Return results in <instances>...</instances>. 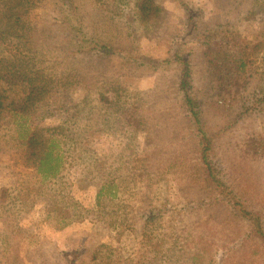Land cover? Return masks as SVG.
<instances>
[{
	"label": "rangeland",
	"instance_id": "rangeland-1",
	"mask_svg": "<svg viewBox=\"0 0 264 264\" xmlns=\"http://www.w3.org/2000/svg\"><path fill=\"white\" fill-rule=\"evenodd\" d=\"M137 1L31 12L35 69L57 80L29 125L65 135L63 165L44 181L0 128V264H264L234 200L264 227V0H153L151 20Z\"/></svg>",
	"mask_w": 264,
	"mask_h": 264
},
{
	"label": "trees",
	"instance_id": "trees-1",
	"mask_svg": "<svg viewBox=\"0 0 264 264\" xmlns=\"http://www.w3.org/2000/svg\"><path fill=\"white\" fill-rule=\"evenodd\" d=\"M4 1H6V11L2 17L3 30L0 36L3 38L6 49L10 51L13 46L16 51L13 53L11 50L9 57L0 60V128L5 126L12 132L15 148L22 150L23 157L37 176L44 181L56 179L62 170L63 156L60 148L61 140L65 135L54 133L52 136L44 137L39 131L32 130L29 125L32 117L47 118L52 115L50 108H47V102L51 87L57 80L35 69L36 54L33 44L36 27L30 19V14L39 7L42 0ZM136 7L139 10L138 16H141L142 20H151L159 10L153 0H138ZM84 41L88 43L85 38ZM103 49L104 47L101 48ZM187 87L188 83L183 77L181 89L185 93V100L194 122L200 129V118ZM202 141L201 155L207 176L218 187H223L224 183L217 178L216 170L209 157L212 150V138L205 133ZM100 194L101 191L99 196ZM228 195L233 199L232 192ZM234 200L239 216L253 223L254 235L264 243V227L261 218L247 211L235 197Z\"/></svg>",
	"mask_w": 264,
	"mask_h": 264
}]
</instances>
